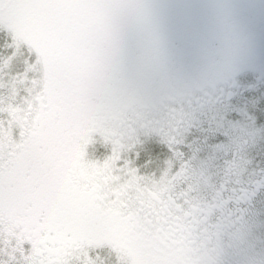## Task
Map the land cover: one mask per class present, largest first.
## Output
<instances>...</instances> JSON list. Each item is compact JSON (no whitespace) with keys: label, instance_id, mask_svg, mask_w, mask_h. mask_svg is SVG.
Here are the masks:
<instances>
[{"label":"snow or ice","instance_id":"snow-or-ice-1","mask_svg":"<svg viewBox=\"0 0 264 264\" xmlns=\"http://www.w3.org/2000/svg\"><path fill=\"white\" fill-rule=\"evenodd\" d=\"M47 2L0 0V83L16 74L6 11ZM241 11L253 42L232 73L186 75L103 117L59 187L0 113V264H186L179 247L221 237L264 247V2Z\"/></svg>","mask_w":264,"mask_h":264},{"label":"rangeland","instance_id":"rangeland-1","mask_svg":"<svg viewBox=\"0 0 264 264\" xmlns=\"http://www.w3.org/2000/svg\"><path fill=\"white\" fill-rule=\"evenodd\" d=\"M262 2L113 0L103 10L87 11L80 23H68L54 17V13L39 17L37 13H42V8H36L37 13L8 9L6 15L11 22L6 21L3 28L13 36L16 51L4 68L16 74L0 83V113L12 127L20 129L33 161L45 174L42 165L59 139H64L65 145L53 153L59 157L60 165L68 163L65 153L72 161L77 147L87 149L92 144L87 131L93 122H99L97 118L80 125L68 140L64 132L68 109L72 113L77 107L89 111L95 103V97L72 101L80 89L92 87L93 80L106 77L107 81H95V87L146 93L150 101L158 89L186 75L226 77L241 58L248 57L252 47L253 37L245 24L242 6H259ZM254 41L259 56L264 49V27L259 19ZM122 103L129 105L127 99ZM119 109L114 107L115 112ZM60 165L56 162L53 169H59L64 177ZM60 175L52 172L49 183L61 179Z\"/></svg>","mask_w":264,"mask_h":264},{"label":"flooded vegetation","instance_id":"flooded-vegetation-1","mask_svg":"<svg viewBox=\"0 0 264 264\" xmlns=\"http://www.w3.org/2000/svg\"><path fill=\"white\" fill-rule=\"evenodd\" d=\"M218 76V74H217ZM93 93L87 90H81L80 93H76L72 101H82L77 98H96L94 100V105L89 108V111L82 109L81 107L75 108L76 112L72 113L70 109L67 111L68 118V127L64 130L67 140L71 138L70 134H75L76 130L80 125L85 124L87 121H91V119L97 118L100 121L103 117L114 113V107L117 106L119 108H123L125 106L124 100L127 99L129 101V105L132 104H140L148 102L146 98V93H127V90H121L120 93H114V95L107 94L103 103H101L102 93L96 94V96L92 95ZM102 96V97H101ZM142 96V98L140 97ZM88 99V100H90ZM86 100V99H85ZM109 101V102H108ZM32 109V108H30ZM25 121H29V119H25ZM96 122V121H95ZM96 124V123H92ZM22 137H24L22 135ZM61 144L65 145L64 139H59L57 143L52 148V154L48 158L46 164L42 165L45 168V180L51 185L58 184V187L64 184L65 182L70 181L69 177L72 174V167L74 165V159L78 155H82L86 148L80 149L77 147L73 154V160L71 161V157L69 153H65L64 157L68 158V163L63 162L61 165V161L59 157H56L53 151L57 148L59 149ZM86 146V145H85ZM59 156V155H58ZM70 161V164H69ZM56 162H59L62 170L65 171V176L60 175L59 169H53V166ZM257 163H259L257 161ZM71 170V172H68ZM52 172L54 174L60 175L61 179H56L55 181L49 183ZM67 172V173H66ZM177 258L183 259L186 261V264H264V247L262 246H249L248 242L245 241L243 237H234L232 239L221 237L215 241L207 248L200 249L194 246L193 244H185L177 249Z\"/></svg>","mask_w":264,"mask_h":264},{"label":"trees","instance_id":"trees-1","mask_svg":"<svg viewBox=\"0 0 264 264\" xmlns=\"http://www.w3.org/2000/svg\"><path fill=\"white\" fill-rule=\"evenodd\" d=\"M5 2H10V0H5ZM107 3H113V0H48L46 4L43 6L39 7L42 8V13L37 10L33 9L34 13H37L39 17H46L48 14L51 16V13H54V17H58L59 19L66 20L68 23L71 21H78L79 23L81 22V18L84 17L87 11L91 9H96L99 8L103 10L105 7V4ZM10 10H17L16 8H12ZM100 11V10H98ZM45 13V14H44ZM48 13V14H47ZM75 19V20H73ZM89 78V77H88ZM92 80V79H90ZM100 81H107L106 77H100ZM97 80H93L92 87L89 88H84L80 89L78 93H80L81 90H87L92 92L94 96L96 94L102 93V96L105 98L107 94L109 95H114V93H120V92H112L111 90L109 91H104V88H98L95 87L94 82ZM102 84V83H101ZM92 88H97V90H93ZM101 96V97H102Z\"/></svg>","mask_w":264,"mask_h":264}]
</instances>
